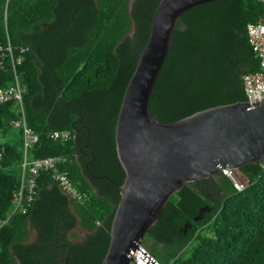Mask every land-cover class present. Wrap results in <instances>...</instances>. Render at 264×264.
Here are the masks:
<instances>
[{
  "label": "trees",
  "instance_id": "trees-1",
  "mask_svg": "<svg viewBox=\"0 0 264 264\" xmlns=\"http://www.w3.org/2000/svg\"><path fill=\"white\" fill-rule=\"evenodd\" d=\"M158 2L0 0V85L13 80L9 42L15 53L28 48L19 65L22 106L39 141L27 158L65 156L60 169L88 193L76 201L52 171L41 170L25 211L15 210L24 145L13 121L22 111L15 100L1 103L0 264H101L125 178L115 139L119 108ZM261 17L263 0H214L183 12L151 112L166 122L247 99L243 74L260 63L246 24ZM57 130L70 136L54 137ZM237 172L245 188L221 171L217 199L203 185L207 178L186 182L142 244L164 264H264V166L248 163ZM77 226L87 232L79 236Z\"/></svg>",
  "mask_w": 264,
  "mask_h": 264
},
{
  "label": "water",
  "instance_id": "water-1",
  "mask_svg": "<svg viewBox=\"0 0 264 264\" xmlns=\"http://www.w3.org/2000/svg\"><path fill=\"white\" fill-rule=\"evenodd\" d=\"M214 0H159L119 108L115 139L125 170L101 264H130L165 206L186 182L264 160V97L219 103L163 122L150 98L180 16ZM204 209V208H203Z\"/></svg>",
  "mask_w": 264,
  "mask_h": 264
},
{
  "label": "built area",
  "instance_id": "built-area-1",
  "mask_svg": "<svg viewBox=\"0 0 264 264\" xmlns=\"http://www.w3.org/2000/svg\"><path fill=\"white\" fill-rule=\"evenodd\" d=\"M264 1V0H263ZM6 21V16H5ZM249 43L259 59L260 69L256 71H248L243 74V84L247 99L251 102L260 100L264 97V18L261 17L257 21H249L246 24ZM18 53L13 51L12 46L8 45V56L12 62L13 80L9 85H0V104L6 101L15 100L20 104L22 116L13 121V125L22 127L23 129V145L24 159L22 162L21 184L16 192L14 199L16 203L15 210L22 209L25 211L24 197L32 199L35 187V177L41 170L52 171L53 177L59 182L62 191L70 198L76 201H82L88 193L78 188L77 184L71 179L68 171L60 169V164L66 160L65 156L52 155L35 158L29 160L27 152L30 147L39 141V134L27 125L24 109L22 106L23 94L26 86L22 83L19 72V65L26 57L27 47L20 46ZM3 59H0V65ZM54 137L70 136L69 130H57L53 134ZM3 159V153L0 151V167ZM264 166V160L262 161ZM222 172L232 181L238 190L245 188V182L240 178L238 172L234 168L226 167ZM130 264H164L158 260L152 253L141 244L140 248L132 250Z\"/></svg>",
  "mask_w": 264,
  "mask_h": 264
},
{
  "label": "flooded vegetation",
  "instance_id": "flooded-vegetation-1",
  "mask_svg": "<svg viewBox=\"0 0 264 264\" xmlns=\"http://www.w3.org/2000/svg\"><path fill=\"white\" fill-rule=\"evenodd\" d=\"M203 185L209 190V193L215 194V199H217L220 195L221 190L219 189L221 186L219 174H215L205 181H203Z\"/></svg>",
  "mask_w": 264,
  "mask_h": 264
},
{
  "label": "rangeland",
  "instance_id": "rangeland-1",
  "mask_svg": "<svg viewBox=\"0 0 264 264\" xmlns=\"http://www.w3.org/2000/svg\"><path fill=\"white\" fill-rule=\"evenodd\" d=\"M133 1H134V0H129V4L132 5V4H133ZM133 30H134V28L132 27L130 33H132ZM238 173H239V176L241 177V179H242L243 181H245V180L243 179L241 173H240V172H238ZM76 231L78 232L79 236H83V235L87 232L85 229L81 228L80 226H77ZM34 235H35V230H34L33 228H31V237L33 238ZM196 243H197V239H195V240L193 241V245H195ZM189 250H190V247L186 249L185 253H186V254L189 253Z\"/></svg>",
  "mask_w": 264,
  "mask_h": 264
}]
</instances>
